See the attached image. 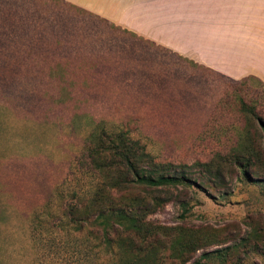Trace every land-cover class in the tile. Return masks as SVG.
Segmentation results:
<instances>
[{
  "label": "rangeland",
  "instance_id": "obj_1",
  "mask_svg": "<svg viewBox=\"0 0 264 264\" xmlns=\"http://www.w3.org/2000/svg\"><path fill=\"white\" fill-rule=\"evenodd\" d=\"M134 35L61 0H0V264H89V238L39 227L34 215L56 222L63 202L93 188L83 145L98 122L126 129L155 161L190 165L197 180L148 213L187 241L158 253L164 264H264V147L249 178L216 156L258 136L240 100L264 119V83ZM138 194L167 197L139 188L122 200Z\"/></svg>",
  "mask_w": 264,
  "mask_h": 264
},
{
  "label": "trees",
  "instance_id": "obj_2",
  "mask_svg": "<svg viewBox=\"0 0 264 264\" xmlns=\"http://www.w3.org/2000/svg\"><path fill=\"white\" fill-rule=\"evenodd\" d=\"M249 78L253 77L240 80L245 82ZM240 101V110L246 111L245 126L253 122L249 119L252 115L258 136L243 135L235 140L229 153L216 156L225 164L233 163L243 176L249 178L248 171L259 164L256 159L257 151L262 150L260 144L264 147V119L247 109L242 99ZM83 152L97 175L95 185L89 193L75 192L74 201L63 202L56 222L53 219L48 221L51 217L44 219L39 214L34 215L37 226L46 229L57 226L66 238L72 234L85 235L94 250L89 264H164L158 255L166 247L172 251L177 246L185 247L187 241H174L177 227L157 225L147 217L148 213L157 209L158 201L172 196L171 188L197 183L190 165L155 161L144 145L130 137L126 129H111L102 122L96 123L86 135ZM192 165L208 170L216 167L211 162H195ZM139 188H146L149 192L163 191L167 197L160 198L154 194L148 201L138 194L129 201L122 200L124 191ZM115 194H119L118 199H115ZM178 201L185 210L187 204L180 197ZM183 254L170 256L184 260ZM218 255L223 258L224 253L221 251Z\"/></svg>",
  "mask_w": 264,
  "mask_h": 264
},
{
  "label": "crops",
  "instance_id": "obj_3",
  "mask_svg": "<svg viewBox=\"0 0 264 264\" xmlns=\"http://www.w3.org/2000/svg\"><path fill=\"white\" fill-rule=\"evenodd\" d=\"M231 79L264 82V0H61Z\"/></svg>",
  "mask_w": 264,
  "mask_h": 264
}]
</instances>
